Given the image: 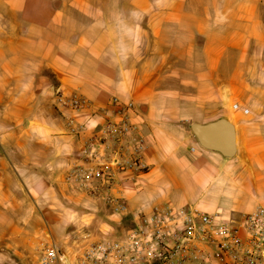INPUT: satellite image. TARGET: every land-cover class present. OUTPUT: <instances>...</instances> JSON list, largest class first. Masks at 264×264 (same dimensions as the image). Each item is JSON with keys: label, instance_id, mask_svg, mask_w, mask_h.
<instances>
[{"label": "crops", "instance_id": "1", "mask_svg": "<svg viewBox=\"0 0 264 264\" xmlns=\"http://www.w3.org/2000/svg\"><path fill=\"white\" fill-rule=\"evenodd\" d=\"M56 90L90 108L59 110ZM114 98L134 103L147 144L146 171L117 175L130 217L160 205L233 218L264 209V0H0V204H34L29 238L58 223L45 215L54 208L90 202L65 175L86 165ZM221 120L234 128L232 158L225 126L204 129ZM18 227L9 243L25 238Z\"/></svg>", "mask_w": 264, "mask_h": 264}, {"label": "built area", "instance_id": "2", "mask_svg": "<svg viewBox=\"0 0 264 264\" xmlns=\"http://www.w3.org/2000/svg\"><path fill=\"white\" fill-rule=\"evenodd\" d=\"M52 101L61 111L90 108L85 98L61 90L54 92ZM112 101L113 117L101 123L84 145L86 165L71 168L65 181L92 202H101L112 217L125 218L131 213L114 191L117 175L128 169L146 171L142 155L147 144L130 120L134 103ZM36 264H264V209L233 218L219 209L155 206L134 214L121 233L112 231L81 245L60 246L40 239Z\"/></svg>", "mask_w": 264, "mask_h": 264}, {"label": "rangeland", "instance_id": "3", "mask_svg": "<svg viewBox=\"0 0 264 264\" xmlns=\"http://www.w3.org/2000/svg\"><path fill=\"white\" fill-rule=\"evenodd\" d=\"M29 202L32 209L28 206L24 212L7 210L4 204H0V264H36L40 239H51L60 246L81 245L86 239H97L112 231L121 233L129 226L131 219L130 216L112 217L101 202L83 201L78 207L71 206L68 209L60 206L51 213H46L47 216L58 218V223L52 227L47 225V229L39 237L37 234L29 238L34 225L37 224L38 227V212L35 211L34 204ZM12 222L19 226L16 230L25 232V238L15 243H9L6 238L12 229Z\"/></svg>", "mask_w": 264, "mask_h": 264}, {"label": "water", "instance_id": "4", "mask_svg": "<svg viewBox=\"0 0 264 264\" xmlns=\"http://www.w3.org/2000/svg\"><path fill=\"white\" fill-rule=\"evenodd\" d=\"M220 125H224L225 128L227 129V135H228V140H229V148L225 149L228 150L229 153V158L234 157L235 153H236V148H235V134H234V128L233 126L228 123V122H224L223 120H221L218 123H212L210 125L205 126V130L207 131H216L218 129V127ZM190 129L193 131V133L198 137L199 141L201 143H203V145H209V147H212V150L216 153L220 152V150H222V148L220 147V143L218 141H214L213 143H208L203 137L202 134L200 133V129L198 128V126L194 123L190 124ZM227 151V152H228Z\"/></svg>", "mask_w": 264, "mask_h": 264}]
</instances>
